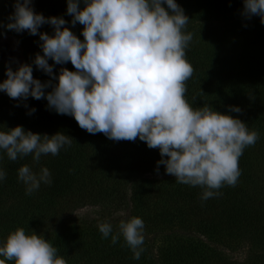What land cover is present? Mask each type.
<instances>
[{
	"label": "trees",
	"instance_id": "obj_1",
	"mask_svg": "<svg viewBox=\"0 0 264 264\" xmlns=\"http://www.w3.org/2000/svg\"><path fill=\"white\" fill-rule=\"evenodd\" d=\"M15 2L0 0V40L4 35L17 40L21 64L31 65L33 77L42 83L55 84L53 77L61 68L75 71L70 61L60 65L50 59L53 77L36 68L35 55H43L39 35L6 27ZM175 2L189 17L186 31L193 36L186 49L194 69L186 82V100L193 107L211 105L259 134L239 158L236 185H224L220 195L202 200L203 188L178 183L163 164H157L159 150L139 138L113 141L102 133L89 134L74 117L49 109L46 99L14 100L0 91V130L22 126L33 133L62 132L73 139L70 147L61 148L56 156L42 155L39 163L33 162L32 154L10 161L0 150V168L7 173L0 180V245L10 232L23 227L26 233L43 235L67 264H264V24L259 16L242 15L243 0ZM31 6L46 18H63L64 26L83 41V25L72 26L67 0H31ZM79 6H85L84 0ZM38 32L52 35L53 27L44 24ZM7 66L15 70L19 65L0 61V83L6 79ZM44 91H51V86ZM231 106L241 112L229 111ZM25 164L36 173L48 168L51 185L42 183L26 194L18 179V169ZM127 206L129 218L140 217L145 225L139 260L133 259L122 235L112 244L111 235L102 238L98 228ZM85 207L95 208L93 217L76 215ZM112 225L116 234L118 224ZM174 228L195 236L172 234ZM237 250H246L243 260L231 255Z\"/></svg>",
	"mask_w": 264,
	"mask_h": 264
},
{
	"label": "clouds",
	"instance_id": "obj_2",
	"mask_svg": "<svg viewBox=\"0 0 264 264\" xmlns=\"http://www.w3.org/2000/svg\"><path fill=\"white\" fill-rule=\"evenodd\" d=\"M84 5L67 0L66 9L72 26L83 25L82 41L64 26L63 18H46L33 10L31 0H16L6 27L39 35L43 55H35L36 68L53 77L50 59L60 65L70 61L75 71L61 68L52 84L35 79L29 64L15 70L7 66L0 91L14 100L46 99L49 109L74 117L89 134L102 133L113 141L139 138L159 150L157 164L178 183L203 188L202 200L220 195L224 185L235 186L241 174L239 158L259 134L211 105L193 107L186 100V82L194 72L186 49L193 36L186 31L190 19L183 8L175 0H84ZM242 15L259 16L264 24V0H243ZM44 24L53 27L52 35L38 32ZM229 111L241 109L231 106ZM34 112L33 108L29 114ZM5 129L0 130V150L10 161L32 154L33 162L39 163L42 155L56 156L73 143L62 132L49 136L22 126ZM6 175L0 168V180ZM18 179L28 195L42 183H52L48 168L36 173L27 164L19 167ZM98 228L102 238L111 235L112 244L122 235L133 259H140L145 228L140 217L120 220L116 234L110 222ZM0 257V264H67L43 235L26 233L23 227L8 234Z\"/></svg>",
	"mask_w": 264,
	"mask_h": 264
},
{
	"label": "rangeland",
	"instance_id": "obj_3",
	"mask_svg": "<svg viewBox=\"0 0 264 264\" xmlns=\"http://www.w3.org/2000/svg\"><path fill=\"white\" fill-rule=\"evenodd\" d=\"M0 61L12 66H18L23 62V55L21 51V47L17 40L11 35H4L0 40ZM95 208L88 207L77 210V216H88V213L93 217V212ZM130 217L129 207L125 209H120L114 215L109 217V220L112 224H119L120 220H127ZM172 234L184 236V237H192L195 236L194 232L182 231L180 229L174 228ZM231 255L239 260H243L246 256V250H237L230 251Z\"/></svg>",
	"mask_w": 264,
	"mask_h": 264
}]
</instances>
